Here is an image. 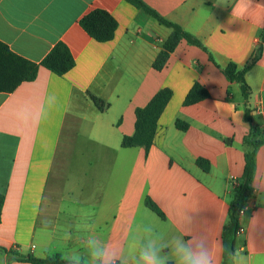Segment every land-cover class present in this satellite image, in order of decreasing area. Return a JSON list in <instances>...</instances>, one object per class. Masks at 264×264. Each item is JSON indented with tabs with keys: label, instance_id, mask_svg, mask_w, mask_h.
I'll return each instance as SVG.
<instances>
[{
	"label": "crops",
	"instance_id": "crops-1",
	"mask_svg": "<svg viewBox=\"0 0 264 264\" xmlns=\"http://www.w3.org/2000/svg\"><path fill=\"white\" fill-rule=\"evenodd\" d=\"M145 2L207 51L182 40L156 71L171 29L125 0H0V41L13 52L40 63L63 42L76 61L64 76L41 67L34 81L0 93V246L74 264H99L94 249L106 264H141L140 253L150 250L162 264H177L178 243L196 249L203 241L213 264H222L235 181H242L251 142L262 140L230 264H264V0ZM95 9L118 22L113 40L97 42L80 26ZM260 43L245 101L221 68H243ZM196 82L210 98L184 106ZM163 88L172 98L149 153L123 148L135 110ZM91 96L109 107L100 111ZM85 143L101 152H85ZM198 158L209 161L208 172ZM0 264L31 263L0 252Z\"/></svg>",
	"mask_w": 264,
	"mask_h": 264
},
{
	"label": "trees",
	"instance_id": "trees-1",
	"mask_svg": "<svg viewBox=\"0 0 264 264\" xmlns=\"http://www.w3.org/2000/svg\"><path fill=\"white\" fill-rule=\"evenodd\" d=\"M125 1L146 15L154 18L160 25L171 29V34L166 39L162 50L153 63L154 70L160 71L166 66L171 54L182 40H186L189 44L196 45L207 51L198 39L183 30L178 24L170 22L162 17L156 10L151 8L145 0ZM79 23L88 35L97 42H109L113 40L118 28L116 19L109 12L102 9H95L87 13L80 19ZM263 40L264 31L261 36V41ZM261 51L262 44L260 43L252 59L248 61L243 68H239L234 63H229L221 68L228 81L239 84L242 97L245 101L249 99L251 94V88L246 81V75L259 59ZM209 60L215 63L211 54H209ZM75 65V58L68 46L63 42H58L40 63H36L16 54L8 45L0 41V93H11L22 83L34 81L41 67L46 68L57 76H64L71 71ZM171 98L172 90L163 88L159 90L144 107H139L135 110V131L133 135L123 137V148L141 147L144 149L146 155L149 153L154 144L159 119ZM208 98H210L208 90L203 85L196 82L187 94L184 100V106L195 105ZM91 99L100 111H104L109 107L108 103L96 96H91ZM246 120L253 123L249 113H246ZM176 126L182 131L188 129V124L180 120H177ZM262 142V140L251 142L253 149L245 155V168L242 181L233 192V197L229 206L228 222L223 230L224 252L222 264H230V259L234 254L235 236L239 228V212L244 208L248 198L253 194L252 181L256 167V149ZM196 163L203 171L208 172L210 170V163L208 160L198 158ZM145 205L161 218L165 217L160 208L150 198H146ZM2 206L3 196L0 195V215ZM0 252L7 255H14L18 260L31 264H74L62 259L58 255L46 258H37L31 255L22 256L2 246H0Z\"/></svg>",
	"mask_w": 264,
	"mask_h": 264
},
{
	"label": "clouds",
	"instance_id": "clouds-1",
	"mask_svg": "<svg viewBox=\"0 0 264 264\" xmlns=\"http://www.w3.org/2000/svg\"><path fill=\"white\" fill-rule=\"evenodd\" d=\"M236 11L234 7L233 12ZM243 15V10L241 11ZM175 256L177 264H213L212 250L206 242L193 249L186 243H178L175 248ZM94 261H98L99 264H106L105 257L102 249H94L92 251ZM141 264H162V261L152 251L145 250L140 253Z\"/></svg>",
	"mask_w": 264,
	"mask_h": 264
},
{
	"label": "rangeland",
	"instance_id": "rangeland-1",
	"mask_svg": "<svg viewBox=\"0 0 264 264\" xmlns=\"http://www.w3.org/2000/svg\"><path fill=\"white\" fill-rule=\"evenodd\" d=\"M81 147H78L77 149H79ZM84 149L85 152H95V150H98L99 153L101 152V148H98V147H95V146H92V147H89V145L87 143H85V145L82 147ZM77 152H79V150H77Z\"/></svg>",
	"mask_w": 264,
	"mask_h": 264
},
{
	"label": "built area",
	"instance_id": "built-area-1",
	"mask_svg": "<svg viewBox=\"0 0 264 264\" xmlns=\"http://www.w3.org/2000/svg\"><path fill=\"white\" fill-rule=\"evenodd\" d=\"M235 186L236 188L239 186V183L235 181ZM244 213V208L240 210L239 212V218L243 215ZM244 232V228L243 227H239L238 230L236 231V235H240Z\"/></svg>",
	"mask_w": 264,
	"mask_h": 264
}]
</instances>
